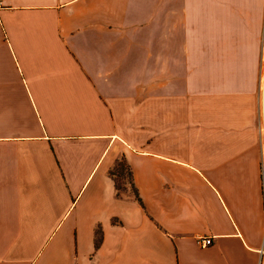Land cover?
<instances>
[{"label": "crops", "instance_id": "1", "mask_svg": "<svg viewBox=\"0 0 264 264\" xmlns=\"http://www.w3.org/2000/svg\"><path fill=\"white\" fill-rule=\"evenodd\" d=\"M263 156L264 0H0V264H258Z\"/></svg>", "mask_w": 264, "mask_h": 264}, {"label": "rangeland", "instance_id": "2", "mask_svg": "<svg viewBox=\"0 0 264 264\" xmlns=\"http://www.w3.org/2000/svg\"><path fill=\"white\" fill-rule=\"evenodd\" d=\"M115 177L116 186L119 193H124V190L130 187L129 176L125 164L122 161H118L115 168L112 170Z\"/></svg>", "mask_w": 264, "mask_h": 264}, {"label": "built area", "instance_id": "3", "mask_svg": "<svg viewBox=\"0 0 264 264\" xmlns=\"http://www.w3.org/2000/svg\"><path fill=\"white\" fill-rule=\"evenodd\" d=\"M261 186H262V192H263V205H264V156L261 161ZM264 238V235H263ZM264 240V239H263ZM198 243L201 247H206L211 243V238H199ZM264 246V243H263ZM262 255L264 256V249L262 250ZM258 264H264L263 257L260 258Z\"/></svg>", "mask_w": 264, "mask_h": 264}, {"label": "trees", "instance_id": "4", "mask_svg": "<svg viewBox=\"0 0 264 264\" xmlns=\"http://www.w3.org/2000/svg\"><path fill=\"white\" fill-rule=\"evenodd\" d=\"M117 190H118V188H117Z\"/></svg>", "mask_w": 264, "mask_h": 264}]
</instances>
